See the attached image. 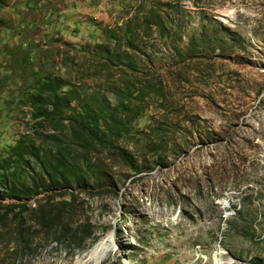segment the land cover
<instances>
[{"label": "rangeland", "instance_id": "rangeland-1", "mask_svg": "<svg viewBox=\"0 0 264 264\" xmlns=\"http://www.w3.org/2000/svg\"><path fill=\"white\" fill-rule=\"evenodd\" d=\"M44 5L40 76L1 102L0 264L108 234L100 264H264V0Z\"/></svg>", "mask_w": 264, "mask_h": 264}, {"label": "crops", "instance_id": "crops-1", "mask_svg": "<svg viewBox=\"0 0 264 264\" xmlns=\"http://www.w3.org/2000/svg\"><path fill=\"white\" fill-rule=\"evenodd\" d=\"M0 108L6 92L40 76L39 46L52 27L48 0H0ZM15 2L16 8L8 5ZM3 3V4H2ZM11 94L10 98H14ZM2 112H0V115Z\"/></svg>", "mask_w": 264, "mask_h": 264}, {"label": "trees", "instance_id": "trees-1", "mask_svg": "<svg viewBox=\"0 0 264 264\" xmlns=\"http://www.w3.org/2000/svg\"><path fill=\"white\" fill-rule=\"evenodd\" d=\"M99 125V115L86 112L82 114L81 120L79 123V128L82 133L87 135L90 139L95 141L96 143L110 147L109 144H107L105 141L101 140L97 134L92 130V127ZM105 129L108 131V133L112 136H119L121 133H124L126 128L122 126L119 122L111 118L110 123H105ZM120 156L126 160L124 156V151L120 150Z\"/></svg>", "mask_w": 264, "mask_h": 264}, {"label": "bare ground", "instance_id": "bare-ground-1", "mask_svg": "<svg viewBox=\"0 0 264 264\" xmlns=\"http://www.w3.org/2000/svg\"><path fill=\"white\" fill-rule=\"evenodd\" d=\"M114 250L111 234L100 238L84 255L78 259L79 264H100ZM109 256V255H108Z\"/></svg>", "mask_w": 264, "mask_h": 264}]
</instances>
